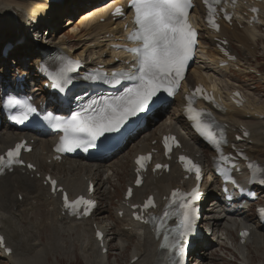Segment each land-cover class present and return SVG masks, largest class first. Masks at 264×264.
<instances>
[{
	"label": "bare ground",
	"instance_id": "6f19581e",
	"mask_svg": "<svg viewBox=\"0 0 264 264\" xmlns=\"http://www.w3.org/2000/svg\"><path fill=\"white\" fill-rule=\"evenodd\" d=\"M58 1V4L55 3L56 5L51 4L50 1L41 0H18L13 5H11L12 3H0V25L9 23L12 32L17 33L16 36L20 37H16V40H9L10 42L15 43L23 40L20 49L24 54H29L33 58L31 60V71L34 72L36 70L39 60L43 57L41 51H46L43 42L40 43L41 46H36L33 43V38H30V29L40 26L52 28L51 35L58 39L54 43L62 48H67L72 55L82 57L88 63L95 61L96 63H103L107 68L111 67L114 57L117 55L112 45L122 43L124 33L129 30V27L124 32L123 18L113 19L110 11L118 4L127 9L128 0H110L106 3L107 5L104 4L105 6H99L96 9L87 8L95 2V0H87L85 10L89 11L84 10L85 12L79 15L76 23L75 20L71 19L75 13L73 6L80 5L83 1ZM65 6H69L68 10L70 12H68L72 15L67 17L65 25L64 23L62 24L64 28L66 27L62 30V34H59L61 32L57 34L55 33V18L59 14L56 13L55 15L51 12L63 11ZM260 6L262 10L260 14L261 25L264 26V3H261ZM244 11L245 8L241 10L240 14L242 15ZM200 12V9L195 8L193 17L198 18ZM50 13L51 15H49ZM101 18H104L102 22H100ZM74 23L75 27H71ZM14 28L15 30H13ZM85 34L87 38L93 39L90 41V46L85 45L84 49L78 53L73 48L67 47L66 39L69 37L68 35L73 36L70 39L78 41ZM57 35L59 36L57 37ZM91 35L94 36L90 38L89 36ZM216 36H226L228 40H235L243 53L252 54L253 46L264 39V32L260 29V26H249L247 22L237 18L233 20L231 26L222 24L219 33L214 35L207 34V37L202 36L200 41V53L202 56L200 58L204 65L191 67L190 74H188L189 71L187 72L188 75H186L184 85H194L198 81L208 85L212 83V88L217 92L219 91L217 88L218 83L215 81L211 82L213 80L209 82L208 78L210 79V77L206 74L208 69H212L210 67L211 61L215 63L213 68L222 69L217 64L220 54L213 40ZM100 38L102 39L100 40ZM93 48H97V50ZM102 55H106V58ZM242 60L238 58V61L232 66L242 70L244 64H246V61L242 62ZM1 62L3 65L6 63L2 58ZM3 65L0 67L1 74L7 70ZM24 70L30 73L28 67ZM34 76H36V73H34ZM260 78L264 82V77ZM34 82H36L35 90H41V84L38 83L36 78H34ZM174 106H177L175 108V116H173L174 113L171 111L166 115V120L158 125L151 120L147 125L148 128L143 133L144 138L133 145L127 153L121 154L120 158L115 161L116 163H113V161L109 164H101L100 162L83 163L81 160L77 162V160L73 159H63L61 162H57L52 160L53 154L50 151L51 140L38 136L31 142L33 136H28V143L33 145V150L24 154V157L26 160L31 161L36 166V169L29 170L26 167L15 169L12 173L0 178V222L2 223L0 229L5 235L7 246L12 248V252L9 255L0 248V257L5 259L8 264H43L46 254L58 251L65 255L76 247L82 252L83 257L88 262L103 264L105 255L100 253V249L94 239L92 217L77 222L64 215L60 209L61 193H58L57 196L50 193L46 174L50 173L53 175L57 179L58 186H63L71 197L78 193H85L89 181L95 185V195L98 198L106 197L107 194L111 196V190H107L105 186L110 185L109 188L114 186L112 180L117 175L114 170L117 162L122 160L126 162L124 167L126 176L124 185L132 184L134 181L133 158L135 154L149 152L151 149L158 148V139L165 132L177 134L185 151L203 162L204 173L209 181V184L204 185L206 192L209 193L214 190V193H212L218 197L219 190L211 182L210 163H204L205 153H203V146L192 133L186 134L185 129L188 128V125L181 117L180 97L174 100ZM263 108L257 101H249L247 99V102L241 108L227 104L226 112L222 115L223 119L229 124V130L233 131L234 134H241L239 131L241 125H246L249 128L250 135L248 138L236 141L231 132L230 141L239 147H245L247 154L252 159H258L262 163L264 161L261 159L260 154L264 147ZM246 117L249 119H246ZM22 137L25 136H21V133L18 134L14 130H0V153ZM153 140H156V142L153 143ZM177 152L179 151H175V153ZM160 157L161 155H158L157 158L160 159ZM48 161L50 162L48 163ZM170 164L169 172L161 174L159 172L155 174L148 173L143 185L139 188H134L133 196L128 200L129 203H137L143 198H147L150 194H153L157 201L161 203L162 197L167 195L170 189L180 184L188 185L191 183L190 178H183L184 173L175 163V159L170 161ZM49 167L58 171L59 174L50 172ZM123 195L124 193L122 192V196L115 208V223L117 224L110 231H112L111 234L115 235L114 239L133 243V248L130 249V261L133 258L135 260L128 264H166L165 253L158 249L159 241L154 239L149 228L139 226L125 217V212L127 211L126 203L128 201L122 202ZM19 196H21V199H19ZM120 210L124 212L122 217L117 215ZM203 210L205 214L203 218L205 224L204 232L211 236L209 238L203 237L196 242L197 246L201 248L200 251L197 250L199 257L196 256V260L198 264H203L204 260H209L219 254L226 255L228 252L236 254L242 264H256L253 256L249 254V245L251 243L256 244V246L264 244V230L257 223L250 222V219L245 215L234 216L228 214L224 206L216 201L206 205ZM31 213L33 214L31 215ZM119 224L122 226L119 227ZM100 228L104 232L109 231L101 225ZM243 228L250 230V234L244 243L240 242L238 237L239 231ZM209 230L211 231L210 233ZM43 233L45 240L42 238ZM60 234L63 235V238H61ZM64 235H68L67 239ZM67 242L68 245L66 244ZM128 247L130 246L127 245L124 249Z\"/></svg>",
	"mask_w": 264,
	"mask_h": 264
},
{
	"label": "snow or ice",
	"instance_id": "6c2138e0",
	"mask_svg": "<svg viewBox=\"0 0 264 264\" xmlns=\"http://www.w3.org/2000/svg\"><path fill=\"white\" fill-rule=\"evenodd\" d=\"M205 2L208 3V0H205ZM130 6L134 10V22L137 27L129 35L128 39L139 42L137 47L127 49L136 56V71L128 77L138 81L135 89L128 90L134 94V98L128 104L106 101L104 108L97 116L84 119L77 115L72 117L71 122H64L63 130L66 135L57 147V152L72 151L77 147H83L87 150L88 147L95 146L94 141L98 137L108 132L118 131L127 117L135 115L137 111H142L165 83L173 86L178 83L176 78L181 77L182 71L191 57L192 46L195 42V33L187 20L188 9L191 7L190 0H131ZM116 12L120 13L121 9L117 8ZM211 12L212 9L210 7V17ZM74 70L75 65L73 62H68L61 70V78H64L65 82H67V73H71ZM173 73L175 74L174 76ZM197 91H200V89H197ZM19 106H22V110L14 117L19 122L28 119L29 113L35 111L30 104L14 97L8 98L5 102V107ZM199 115L198 113L197 116ZM57 123L59 126L60 121L58 120ZM70 132L72 133L71 138L68 135ZM81 133L86 134V139L80 138L79 134ZM167 139L165 140L166 147ZM21 147L22 145L18 144L14 149L8 150L6 155H0V171L5 167L23 163V161L18 159ZM146 159L143 156L139 157L137 163L143 167L144 165L141 162ZM181 160L185 161L186 158L181 157ZM188 163L191 162L188 161ZM27 167L31 168L33 166L29 164ZM160 167L162 166L157 165V168ZM192 167L199 173L197 166L192 165ZM248 167L252 170V176L255 180L262 170L259 165L251 162ZM197 179H199V175H197ZM48 180L51 183L53 192L57 191V182L50 177ZM136 182L139 184L140 180ZM260 183L264 184V179L260 180ZM61 192L64 207L72 210L74 214L80 206H85L83 214L88 215L90 209L95 206L93 201L86 200L83 196L70 200L67 192H63V190ZM129 195H131V191H129ZM180 195V193L174 191L172 193L173 201L175 202V198ZM188 195L191 196L192 201L199 198L196 189ZM154 206L151 198L143 205L145 209ZM180 207L185 210L182 213L183 219L181 221L183 231L180 233L183 237L192 231L195 209L190 207V202L181 203ZM168 215V212L164 213L165 217ZM136 219L141 220L143 217L137 215ZM152 220H155V218L153 217ZM97 235L101 236L102 234L98 232ZM242 235H246V233ZM164 240L167 241L168 237L165 236ZM3 243L4 238L0 237V245H3ZM161 247H168V245L162 244ZM180 251L182 252L183 249L181 248Z\"/></svg>",
	"mask_w": 264,
	"mask_h": 264
},
{
	"label": "rangeland",
	"instance_id": "374dc122",
	"mask_svg": "<svg viewBox=\"0 0 264 264\" xmlns=\"http://www.w3.org/2000/svg\"><path fill=\"white\" fill-rule=\"evenodd\" d=\"M17 1L18 0H16V1L15 0H0V3L1 4H3V3H6V4L10 3L11 4L12 3L11 5H13V3H16ZM80 1H83V3L80 5H75V7L73 6V10L75 13L71 19L75 20V23L79 19V15L81 13H83L85 11H89V10H85L87 0H80ZM109 1L110 0H95V2H93L87 8L96 9L99 6L102 7V6L107 5L106 3H108ZM57 4H58V2H57ZM68 7L65 6V9H63V11H60V12H57V11L51 12L55 15H56V13L59 14V15H56L57 17L55 18L56 19L55 20L56 21L55 32L57 34L59 32H61L59 34H62V30L66 28V27L64 28L62 26V24L64 23V25H65V23H66L65 20L67 19V17L72 15V14L70 15V13H69L70 11L68 10ZM51 13L49 15H51ZM263 14H264V12H263ZM75 23L71 27H75ZM11 26H13V25H11ZM260 29L263 30V32H264V26L261 25ZM13 30H15V28ZM86 31H87V28H86ZM16 35H17V33L15 34L10 29L9 23L1 24L0 25V49L3 45V42L6 39L16 40V37L20 38L19 36H16ZM71 35H72V33H71ZM71 35H68L69 37H67V39H66L67 47L73 48V50L76 53L83 50L85 45L90 46L91 45L90 41L93 40V39L87 38V35L85 34L78 41L77 40L74 41L73 39H70L71 37H73ZM202 35L206 36V34H204V33ZM58 36L59 35H57V37ZM92 36H94V35H91L89 37L92 38ZM101 39L102 38H100V40ZM87 40H89V41H87ZM86 41L89 43L87 44ZM66 43H65V46H66ZM18 47H20V45L15 46V48L12 50L11 55L18 56V54H21V57H20L21 61L18 60V62L19 63L22 62L21 64H24L25 68L28 67L30 69V73H31L32 72L31 71V66H32L31 60L32 59H31V57L29 58L28 54L24 55L22 50L19 51ZM229 47L233 50L234 53L237 54V56L240 59H243L242 62L246 61V64H244V68L241 71L231 68V70L227 69V71L229 70L230 72L223 71V73H222V71H219L217 73V72H214L215 69H213V70L209 69V70H207V73H206L207 76L210 77V79L208 78L209 82H210V80H213L211 82L215 81L216 83H218L217 87L220 88V90H222L224 92L223 94H225L229 88L236 85L239 88H241V90L245 93V95H246L247 99H249V101H257V103L259 105H262L264 107V82H262V79L260 78L262 76L264 77V74H261V76H259L261 72L264 73V39L261 41H258V43L253 46V49H252L253 53L252 54L243 53L240 50V48L237 45L235 40H229ZM93 49L97 50V48H93ZM94 56H97V55H94ZM102 56H104L106 58V55H102ZM2 65H3V63L0 61V67H2ZM199 65H201V64H199ZM248 66H250V67H248ZM3 67H6V69H7L6 72H4L2 74L0 73V76H3V77H10L12 75V73L17 68L21 69V66H19L18 63H12L11 61H9V59H6V63L3 65ZM225 73L229 74L230 77L227 78V77L223 76V74H225ZM263 111H264V108H263ZM173 113H174L173 116H175L176 115L175 109L173 110ZM164 119L162 120V118L159 117L156 125L161 123V121H164ZM246 119H249V118L246 117ZM132 145L133 144H131L129 146L128 150L130 149V147H132ZM122 150H124V149H122ZM128 150H126V151L124 150L123 152H127ZM123 152L121 151V154H123ZM121 154H119V155L117 154V155L113 156L111 159L106 161V163L109 164V163H111V161H113V163H114L118 158H120L119 156ZM260 157L264 161V147H263L262 153L260 154ZM205 162L208 163L207 151H206V156H205ZM125 164H126V162L124 160L117 162L116 166L114 167V170H115L117 175L112 180V183L114 184V186L110 188V190L112 192L111 196H109L107 194L106 197H100L103 204L100 206L99 210L96 211L95 217H96L97 222L101 223V225L103 227L106 226L105 228L107 230H109V228H112L113 226H115L117 224V223H115V207H116L118 200L122 196V191L124 188V181L126 180V176H125V172H124ZM49 170H50V172L59 174L58 171H56L50 167H49ZM107 187H108V185H107ZM19 199H20V196H19ZM261 202H264V196H263V199L261 200ZM32 214L33 213H31V215ZM247 217L250 218L253 216L250 213L249 216H247ZM252 220H253V218H252ZM118 226L121 227L122 225L119 224ZM111 233H112V231L111 232L105 231V241L108 244L109 251L107 252V255H106V253L104 254L105 257L103 258V264H128L129 262L134 261L135 258L131 259V261H130V255H131L130 249L133 248V243L131 241L130 242H123L122 240L114 239L115 235L111 234ZM60 236H61V238H63V235L60 234ZM67 236L68 235H64V237L66 239H67ZM42 238H43V240H45L44 233L42 234ZM66 244L68 245V242ZM127 245L130 247L124 249ZM64 246H65V244H64ZM125 250H127V251L124 252ZM249 250H250L249 254L251 256H253V260L256 264H264V244L256 246V244L251 243L249 245ZM43 258H42V260H43ZM0 264H8V263L5 259L0 257ZM43 264H92V263L88 262L83 257L82 252L79 251L76 247H74L70 253H67L65 255H62L58 251L46 254L45 261L43 262ZM189 264H197V262L190 260ZM203 264H242V263L238 259L236 254L228 252V253H226V255H220L219 254V255L214 256L213 258H211L209 260H204Z\"/></svg>",
	"mask_w": 264,
	"mask_h": 264
}]
</instances>
